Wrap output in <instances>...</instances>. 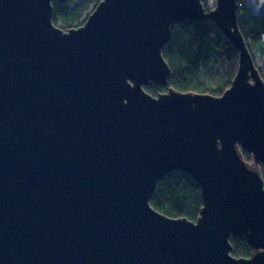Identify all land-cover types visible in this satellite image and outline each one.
<instances>
[{
	"label": "water",
	"instance_id": "water-1",
	"mask_svg": "<svg viewBox=\"0 0 264 264\" xmlns=\"http://www.w3.org/2000/svg\"><path fill=\"white\" fill-rule=\"evenodd\" d=\"M240 1L100 0L65 30L53 0H0V264H264V78ZM187 19L239 50L222 95L145 88L168 83ZM178 170L202 188L197 220L151 203Z\"/></svg>",
	"mask_w": 264,
	"mask_h": 264
},
{
	"label": "trees",
	"instance_id": "trees-1",
	"mask_svg": "<svg viewBox=\"0 0 264 264\" xmlns=\"http://www.w3.org/2000/svg\"><path fill=\"white\" fill-rule=\"evenodd\" d=\"M100 0H53V21L68 30L85 23ZM207 7V10H211ZM239 26L255 65L264 78V0L239 2ZM163 55L172 73L167 84L152 82L146 90L157 96L174 88L183 92L222 95L237 74L240 54L230 39L213 20L187 19L175 25ZM250 162L252 155L242 151ZM264 177V165L260 166ZM152 205L171 217L197 220L203 207L202 188L188 172L173 171L157 185ZM232 253L251 257L254 248L246 236H232Z\"/></svg>",
	"mask_w": 264,
	"mask_h": 264
},
{
	"label": "rangeland",
	"instance_id": "rangeland-1",
	"mask_svg": "<svg viewBox=\"0 0 264 264\" xmlns=\"http://www.w3.org/2000/svg\"><path fill=\"white\" fill-rule=\"evenodd\" d=\"M216 2H217V0H204L205 6H208L209 9H213L216 6ZM249 163L250 164H253L254 163L253 156H252V159H251V161Z\"/></svg>",
	"mask_w": 264,
	"mask_h": 264
}]
</instances>
